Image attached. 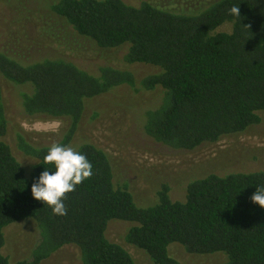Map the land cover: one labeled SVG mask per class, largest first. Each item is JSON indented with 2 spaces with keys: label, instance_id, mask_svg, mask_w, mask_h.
Returning a JSON list of instances; mask_svg holds the SVG:
<instances>
[{
  "label": "trees",
  "instance_id": "1",
  "mask_svg": "<svg viewBox=\"0 0 264 264\" xmlns=\"http://www.w3.org/2000/svg\"><path fill=\"white\" fill-rule=\"evenodd\" d=\"M238 6L240 16L230 14ZM193 8L140 6L123 0H58L51 5L44 35L62 47L77 37L98 48L128 47L125 62L159 68L138 83L134 73L112 66L92 74L60 57L22 55L13 45L0 50V264H12L2 252L4 229L34 220L40 243L32 260L41 264L67 245L77 246L84 264H136L122 245L107 238L112 220L133 224L126 242L143 250L151 264H180L169 252L181 244L191 254L225 253V264H264V208L251 201L264 186V171L211 174L187 187L185 201H173L167 185L158 202L146 208L120 182L109 155L92 144L87 156L93 175L66 194V216L53 215L36 201L31 186L45 168L49 147L20 138L22 150L36 158L30 175L5 142L9 121L3 82L25 87L20 106L26 116L44 115L67 123L61 144L70 146L88 100L120 86L162 88L164 103L148 112L146 133L175 149L195 150L246 132L264 112V0H198ZM231 24V32H217Z\"/></svg>",
  "mask_w": 264,
  "mask_h": 264
},
{
  "label": "rangeland",
  "instance_id": "2",
  "mask_svg": "<svg viewBox=\"0 0 264 264\" xmlns=\"http://www.w3.org/2000/svg\"><path fill=\"white\" fill-rule=\"evenodd\" d=\"M58 0H0V50L22 46V55L35 57H60L81 69L97 74L100 67L112 66L134 73L138 83L159 72V68L147 64H128L124 58L128 47L106 50L91 45L77 37L68 38L60 47L44 35L41 23L49 22L51 5ZM140 6L153 2L169 8H193L198 0H123ZM226 24L217 32H231ZM120 86L109 93L88 100L79 130L69 147L79 149L92 144L105 151L115 165V182L127 186L136 205L146 208L157 204L158 192L167 185L173 201H185L190 183L211 174L226 176L234 173L264 171V112L261 122L246 132L229 136L217 143L205 144L189 151L175 149L155 141L145 131L148 112L164 103L162 88L145 90ZM27 89V88H26ZM23 86L3 82V99L9 128L5 142L13 155L30 175L38 160L26 154L20 147V138L35 147H50L63 140L67 123L44 115L26 116L21 108ZM132 223L112 220L106 232L107 238L122 245L134 258L136 264H151L149 256L126 242ZM3 254L12 264L32 260V252L40 243V231L34 220L10 225L4 229ZM170 255L180 264H225V253L191 254L184 246L174 243ZM41 264H84L80 249L67 245L44 260Z\"/></svg>",
  "mask_w": 264,
  "mask_h": 264
},
{
  "label": "clouds",
  "instance_id": "3",
  "mask_svg": "<svg viewBox=\"0 0 264 264\" xmlns=\"http://www.w3.org/2000/svg\"><path fill=\"white\" fill-rule=\"evenodd\" d=\"M230 14L240 16L238 6L230 9ZM45 168L31 186L32 197L47 205L53 215L66 216V194L74 192L76 187L93 175V166L82 152L61 143H53L44 156ZM251 201L264 208V186L256 187Z\"/></svg>",
  "mask_w": 264,
  "mask_h": 264
}]
</instances>
